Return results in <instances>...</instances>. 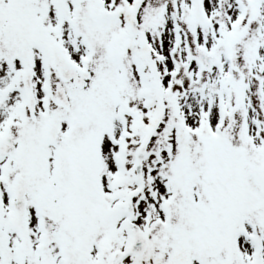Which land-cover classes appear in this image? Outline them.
<instances>
[{"label":"snow or ice","instance_id":"6c2138e0","mask_svg":"<svg viewBox=\"0 0 264 264\" xmlns=\"http://www.w3.org/2000/svg\"><path fill=\"white\" fill-rule=\"evenodd\" d=\"M0 264H264V0H0Z\"/></svg>","mask_w":264,"mask_h":264}]
</instances>
